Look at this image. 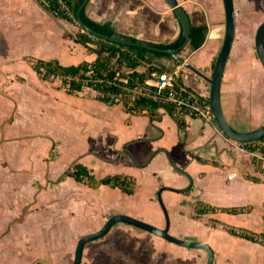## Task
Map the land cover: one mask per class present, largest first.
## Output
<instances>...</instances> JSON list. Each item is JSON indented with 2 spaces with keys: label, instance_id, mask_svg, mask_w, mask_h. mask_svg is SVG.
I'll return each mask as SVG.
<instances>
[{
  "label": "crops",
  "instance_id": "0c3cea01",
  "mask_svg": "<svg viewBox=\"0 0 264 264\" xmlns=\"http://www.w3.org/2000/svg\"><path fill=\"white\" fill-rule=\"evenodd\" d=\"M177 1L193 27L207 26L208 33L199 50H181L194 71L173 69L187 89L210 100L225 35L223 1ZM83 10L93 22L141 42L169 45L181 35L165 0H89ZM195 12L207 15L195 21ZM80 33L78 24L53 16L37 0H0V264H72L79 240L115 215L165 229L158 194L170 212L169 233L209 244L213 264H264L263 245L227 231L264 235V142L248 150L213 117L178 123L160 109L152 121L99 101L94 91L69 94L60 80H43L31 61L68 67L97 60V42L89 51L75 41ZM249 38L240 44L236 30L221 84L223 115L238 132L264 126L257 77L259 67L264 79V68L257 52H248ZM167 60L156 62L167 67ZM138 71L147 74L144 67ZM77 164L97 180L128 177L135 193L66 176ZM201 205L215 211L197 214ZM234 208L242 211L228 212ZM113 231L142 230L118 223L108 235Z\"/></svg>",
  "mask_w": 264,
  "mask_h": 264
},
{
  "label": "trees",
  "instance_id": "16d2710c",
  "mask_svg": "<svg viewBox=\"0 0 264 264\" xmlns=\"http://www.w3.org/2000/svg\"><path fill=\"white\" fill-rule=\"evenodd\" d=\"M50 14L55 17L66 19L74 24H77L78 10L85 0H64L66 6L72 13L70 17L66 11L59 5L56 0H37ZM82 22L92 30L108 37L117 38L131 43H138L153 47L158 50H179L183 45V38H180L175 43L154 44L138 41L132 37L119 35L110 25L98 24L90 20L83 10L80 14ZM208 33L207 26L192 27L190 36V46L193 51L199 50L205 43ZM77 43H81L92 49L89 44L97 42L98 49L94 50L98 58L93 63L83 62L78 66H62L57 61H31L34 71L46 81L60 80L62 88L69 94H80L85 91H94L97 94V99L109 106L122 105L126 112L134 115L148 114L151 120H156L158 110L165 109L178 123L182 122L185 117H197L196 114H189L186 110L177 111L178 117L175 116L176 110L172 103L152 99L151 97L134 95L133 90L136 86H147L154 90L153 85H148L151 80V73H171L169 67H164L156 62L158 59H170L163 52H151L142 48L130 46H122L111 42L90 36L87 33H80L75 37ZM144 67L147 74L140 73L138 69ZM173 70V69H172ZM177 81L182 84L179 77ZM170 90H164L163 96H166ZM260 142H264L262 139ZM258 143L243 144L248 150L257 148ZM262 153L264 154V148ZM66 176L74 177L79 182H86L91 188L100 186H109L111 188H119L128 195H133L136 190L134 181L124 176L106 177L97 180L91 173L82 165H75L72 170L67 171ZM259 182V180L254 179ZM210 211H215L210 207L197 208V214H205ZM241 209L228 210L229 213L238 214ZM227 231L233 235L249 240L264 246V235L253 236L245 232H237L231 228Z\"/></svg>",
  "mask_w": 264,
  "mask_h": 264
},
{
  "label": "water",
  "instance_id": "95a60500",
  "mask_svg": "<svg viewBox=\"0 0 264 264\" xmlns=\"http://www.w3.org/2000/svg\"><path fill=\"white\" fill-rule=\"evenodd\" d=\"M165 1L169 8L174 11L175 17L178 20V24L181 27V35L184 42L179 50H158L147 45L131 43L117 38L108 37L92 30L91 28L87 27L80 18L81 11L85 8L89 0H86L78 10L77 24L84 32H86L90 36L103 39L113 44L142 48L151 52H163L170 57V59L165 62V65L169 68H174L175 66L179 65L183 66L186 69L194 71L193 67L189 63H187L181 55V50L184 49L187 45H190L191 29L193 27L191 20L186 11L179 7V3L177 0ZM222 1L225 11V35L220 54L214 67L213 76L209 80V83L211 85L210 105L213 117L218 127L226 136L242 144L255 143L264 139V126L251 132H238L227 123L221 107V84L225 67L229 60L236 34V13L234 7V0ZM255 45L258 58L264 68V23L257 30ZM165 215L167 218L166 213ZM118 223H123L128 226L137 228L181 248L189 250H202L208 254L207 264L214 263L215 252L209 244L203 242L186 241L174 237L169 233V220H167V225L165 229H159L126 215H115L109 219V221L100 231L86 235L79 240L76 247L75 258L72 264H82L84 249L86 245L103 239Z\"/></svg>",
  "mask_w": 264,
  "mask_h": 264
},
{
  "label": "rangeland",
  "instance_id": "374dc122",
  "mask_svg": "<svg viewBox=\"0 0 264 264\" xmlns=\"http://www.w3.org/2000/svg\"><path fill=\"white\" fill-rule=\"evenodd\" d=\"M201 2V0H194ZM236 9V30L237 41L243 43L246 37H250L251 46L248 52L256 56L255 37L258 28L264 23V0H234ZM203 15L207 12H195V21H202ZM214 22L213 20H211ZM225 24V19L221 20ZM170 68L171 72L174 69ZM254 73V70H252ZM262 72L258 67L257 77L264 86ZM5 160V156L3 155ZM158 203L163 214L165 224L167 220L171 223L170 212L166 208L163 199L159 198ZM24 198H26L24 196ZM186 206H188L186 204ZM185 212V208L183 210ZM167 214V218L166 215ZM129 216V215H126ZM131 217V216H130ZM133 218V217H132ZM137 220V219H136ZM144 222V221H143ZM146 223V222H144ZM148 224V223H147ZM150 225V224H149ZM231 225V224H230ZM152 226V225H151ZM2 229H0L1 231ZM171 231V235H172ZM174 236V235H173ZM204 236V234H203ZM176 237V236H174ZM181 240L194 241V238L176 237ZM142 231H113L106 238L86 246L83 264H206L208 254L202 250H189L181 248L164 240H160ZM198 240V239H197ZM255 254H259L257 251ZM260 255V254H259ZM261 256V255H260ZM264 256V253H263ZM262 257V256H261ZM263 258V257H262Z\"/></svg>",
  "mask_w": 264,
  "mask_h": 264
},
{
  "label": "built area",
  "instance_id": "2783aa9c",
  "mask_svg": "<svg viewBox=\"0 0 264 264\" xmlns=\"http://www.w3.org/2000/svg\"><path fill=\"white\" fill-rule=\"evenodd\" d=\"M56 1L72 17V13L66 6L64 0ZM151 80L148 81V85H153L155 87L154 90H151L147 86L138 85L133 90L134 95L151 97L152 99H157L165 103H172L175 106L176 113L177 111L186 110L189 114H196L200 118L213 117L210 100L201 98L195 92L190 91L183 84L179 83L175 72H153L151 73ZM164 90H170V92L166 96H163ZM177 115L178 113L175 114V116ZM240 145L243 147L242 143Z\"/></svg>",
  "mask_w": 264,
  "mask_h": 264
}]
</instances>
